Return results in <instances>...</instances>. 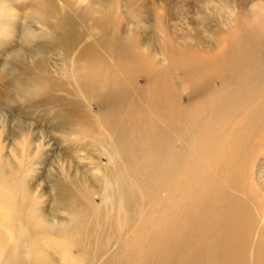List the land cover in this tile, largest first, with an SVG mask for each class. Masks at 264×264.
Listing matches in <instances>:
<instances>
[{
	"label": "rangeland",
	"instance_id": "374dc122",
	"mask_svg": "<svg viewBox=\"0 0 264 264\" xmlns=\"http://www.w3.org/2000/svg\"><path fill=\"white\" fill-rule=\"evenodd\" d=\"M105 36L115 43L114 50L108 49L111 62L104 56L107 79L128 95L122 99L95 95L93 87L90 115L97 133L93 139L61 136L46 120L59 123L66 117V107L83 105L87 99L82 77L95 72L81 62L73 69L77 53L65 61L62 52L66 55L69 41L80 43L79 49L88 42L105 50ZM24 37H39L38 43L52 47L49 72L45 71L52 83L47 89L50 97L37 95L30 103L11 95L17 86L15 75H29L26 65L11 59V52L25 53L27 64L42 56L32 53L33 44ZM182 41L199 48L210 61L230 49L223 57L228 64L218 70L222 76L241 73L264 54V0H0V264H41L31 259L33 229L40 219L57 224L70 221V214L58 209L62 197L82 220L95 214V208L67 184L69 172L84 171L79 175L86 173L90 179L101 174L95 163L108 162L106 151L114 145L110 134L114 127L119 130L121 110L127 108L129 123H134L133 138L140 139L141 161L152 179L144 186L145 209L137 214L141 222L134 229L140 231L139 240L134 239L136 248L140 249L148 232L160 230L164 214L172 212L176 202L191 205L197 199L211 198L214 230L220 213L216 190L230 189L228 181L237 177L239 186L234 191L248 200L256 217L250 231L257 242L255 258L264 264V91L247 104L240 117L214 116L219 84H196L201 68H187L168 47L180 46ZM124 47L129 48L127 55ZM234 56L239 62L231 63ZM30 74L37 75L35 71ZM255 89L256 84L249 83L245 97ZM164 91L173 99L172 109L166 118H158L155 109L160 100L166 102L158 94ZM202 116L206 122L198 125ZM170 122L176 126L172 130ZM39 142L43 147L37 150ZM29 147L25 158L30 163H21L22 151ZM63 184L69 188L67 194ZM64 247L53 252V264H85L86 260L74 256L75 248ZM9 254L13 260H8Z\"/></svg>",
	"mask_w": 264,
	"mask_h": 264
},
{
	"label": "bare ground",
	"instance_id": "6f19581e",
	"mask_svg": "<svg viewBox=\"0 0 264 264\" xmlns=\"http://www.w3.org/2000/svg\"><path fill=\"white\" fill-rule=\"evenodd\" d=\"M38 38L24 37L26 41L33 44L32 53L42 55L35 62L27 64L24 52V54L17 50L11 52L12 60L18 64H23L21 66L26 65L29 69V75L25 73L26 76L20 73L15 75L17 86L12 90L11 95L15 99L29 103L37 95H41L42 99L49 98L47 89L52 88V83L46 74L49 72L47 64L50 60L49 51H52V47L38 43ZM172 42L176 43L174 40ZM103 43L107 48L105 50L95 43L88 42L79 49L80 43L69 41L66 55L61 51L65 61L67 57H72L74 53H77L71 62L73 69L78 67L81 62L95 70L91 76L82 77L84 86L81 87L86 90V102L83 105L66 107V117L59 123L53 125L50 120H46V125L51 124V127L58 130L61 136L76 135L79 138L90 136L93 139V135L97 133L93 117L90 115L93 100L90 99L89 91L93 87H95L93 90L95 95L101 93L115 99L119 97L122 99L128 95L127 90L119 85H112L111 81L107 79L109 70L104 56L111 62L109 50H114L115 43L106 36L103 37ZM177 45L168 46L171 53L187 68L200 67L202 70L195 79L196 84L202 87L219 84V88L214 93L217 97L213 106L214 116L220 118L228 115L232 118H238L244 113L247 104L256 101L260 93L264 91V54L259 58L258 63L250 64L243 72L233 76H222L218 67L221 64H228L223 57L230 49L219 52V57L210 61V59H206L205 54L199 48L196 49L185 41L180 42V46ZM122 51L124 55H127L129 48L124 47ZM130 55L134 60L131 52ZM232 61L231 63H237L239 59L234 56ZM255 65H257L256 72L252 75L250 72ZM34 71L37 75L31 76L30 73ZM114 73L117 76L115 70ZM216 77L217 82L215 81ZM249 83H255L256 89L247 94L249 97L247 98L244 89ZM158 97L166 102L159 101L155 115L158 118H166L172 109L170 102L173 99L167 91L160 92ZM127 109L121 110L119 130L114 127L113 136L109 133L114 145L106 151L108 162L105 164L102 162L95 163L101 174L90 179L86 173L82 176L79 175L84 171L81 173L76 171L73 174L69 172L67 184L85 199L90 208H95V214L87 219L88 213H84V219L87 220H82L81 215L74 214L73 209L68 206L67 198L62 197L61 202L58 203V209L66 210L71 216L70 221H63L59 224L50 219L36 221L33 229L36 236L33 239L31 251L33 263L53 264V252L64 250V245L68 246V251L75 248L77 252L74 256L86 260L85 264L260 263V259L256 260L255 258L257 242L253 238V231H250V226L254 225L256 217L251 212L248 200L234 191L239 186L237 177L233 181H228L230 189L219 187L216 190V198L218 197L220 203V213H218L219 221H217L214 230L210 222L211 198L206 197L203 201L197 199L191 205H180L176 202V207L172 209L173 213L168 211L164 214L165 218L163 217L160 222V230L148 232L139 247L140 249L136 248L137 243L134 239L138 238L139 240L140 231L134 229L137 222H141V218L137 219V214H141L145 209L147 200L144 198V186L151 183L152 179L146 164L141 161L140 139L133 138L135 135L132 133L131 126L134 123H129L127 116L130 110ZM166 110L169 113L165 112ZM56 114L61 115V111L57 109ZM176 114L178 118L181 117L179 113L176 112ZM249 116L253 122L256 120L253 115ZM198 120V125L200 122H206V118L203 116L199 117ZM169 124L168 127L171 130L176 127H173L171 122ZM157 128L163 130V127L159 125ZM159 138H154V144ZM96 141L98 142V139ZM41 143H38L39 148L37 150L43 147ZM234 143L237 146V142L234 141ZM27 150H30V147L22 151L21 163L28 162V158H25L28 154L25 153ZM152 155L154 154L150 156ZM160 156L163 160L167 159L162 154ZM180 158H182L181 154ZM28 163L27 165H29ZM25 170L30 169L26 168ZM62 190L64 194L69 192L66 184L62 185ZM96 196L100 199L99 202L95 201ZM183 197H186V194H183ZM165 207L166 204L163 203L162 209L165 210ZM179 213L182 214L178 216ZM6 225L7 223H4L3 228ZM59 235H61L60 238ZM254 237L258 238L256 231ZM1 242H3L2 238H0ZM13 258V255H8V260H13ZM2 264L10 263L4 262Z\"/></svg>",
	"mask_w": 264,
	"mask_h": 264
}]
</instances>
